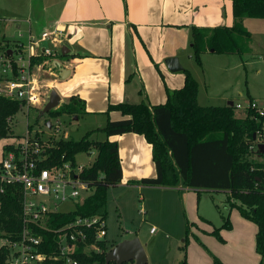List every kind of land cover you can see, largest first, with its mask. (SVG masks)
I'll list each match as a JSON object with an SVG mask.
<instances>
[{
    "label": "trees",
    "instance_id": "obj_1",
    "mask_svg": "<svg viewBox=\"0 0 264 264\" xmlns=\"http://www.w3.org/2000/svg\"><path fill=\"white\" fill-rule=\"evenodd\" d=\"M232 16L238 22L244 18L264 19V0H229ZM192 56L199 65L202 51L216 54H240L235 35L247 37L249 33L239 24L214 28L191 26ZM3 47H13L10 41L1 39ZM47 57L32 59L39 64ZM182 87L167 90L163 104L148 105L143 99L138 103L109 104L105 114L118 111L124 118L106 120L99 130L105 135L103 141L89 140L87 133L79 141L58 140L47 146L46 152L54 162L61 160L75 164L79 153H94L89 166H84L80 178L88 183L91 194L74 211L54 214L49 218L50 228H60L77 217H99L105 220L107 191L120 183L122 169L118 146L109 137L134 133L144 137L151 148V158L156 169L152 178L137 182L142 186H182L195 190L227 192V202L240 215L256 225L255 251L264 257V149L257 150L261 159L246 161L252 136L259 127L256 114L250 110L244 117H236L233 105L201 106L197 102L198 85L188 71ZM141 95V92H139ZM250 101V100H249ZM21 102L0 96V138L10 135L8 119L18 113ZM84 104L76 96H70L57 108L50 110L49 119L63 114H84ZM30 125L27 129L30 130ZM37 137L39 135L35 133ZM8 149V148H7ZM6 149V150H7ZM263 158V160H262ZM43 166H46L43 165ZM21 190L19 184L0 183V238L10 242L19 239L21 232ZM228 218L221 228L230 229ZM94 229H84L86 243L94 241L98 251L83 253V244L78 243L73 258L78 264H106L105 255L109 241L106 237L96 241ZM43 236L44 245L40 252L50 253L55 247V235L37 230ZM212 234L222 241L219 229ZM7 248L0 246V264H5ZM48 264H60V261ZM125 263V264H129ZM108 264H115L110 262ZM179 264H187L183 259ZM213 264H219L214 260Z\"/></svg>",
    "mask_w": 264,
    "mask_h": 264
},
{
    "label": "crops",
    "instance_id": "obj_2",
    "mask_svg": "<svg viewBox=\"0 0 264 264\" xmlns=\"http://www.w3.org/2000/svg\"><path fill=\"white\" fill-rule=\"evenodd\" d=\"M0 11V19H6V14L10 20L26 24L24 34L19 29L16 34L21 35L19 39L24 43L43 31L63 32L61 50L64 47L67 53L60 54L63 60H56L70 73L60 81L56 70L51 71L56 81L54 90L60 100L76 96L84 104V115L103 118L102 123L108 118H124L118 111L106 115L109 104L138 103L143 99L150 106L163 104L167 90L182 87L183 68L193 70L187 61L191 26L214 28L239 24L243 30L252 31L244 23L246 18L239 22L233 18L229 0H2ZM235 37L239 42L243 40V45H238L240 50L248 48V43L252 42L251 33L247 37ZM1 38H5L4 34ZM207 54L206 58H213L216 64L205 77L208 89L203 92L198 86V104H237L234 97H241L238 82L233 86H223V82L242 61L237 62L233 55H214L210 51ZM168 57H177L182 70L170 72L164 63ZM212 85L219 91L210 90L209 87L214 89ZM246 92L247 101L264 105V101L255 98L250 87ZM109 140L117 143L122 169V179L115 188L178 192L188 189L137 184L135 181L156 175L150 145L143 136L134 133L112 136ZM255 233L251 240L249 236L244 237L250 250L246 249L248 254L237 256L235 264H264V257L255 251Z\"/></svg>",
    "mask_w": 264,
    "mask_h": 264
},
{
    "label": "rangeland",
    "instance_id": "obj_3",
    "mask_svg": "<svg viewBox=\"0 0 264 264\" xmlns=\"http://www.w3.org/2000/svg\"><path fill=\"white\" fill-rule=\"evenodd\" d=\"M5 18L0 19V37L4 34V39H16L17 29L24 34L26 24L23 21L10 20L8 18L11 17L6 14ZM244 23L248 28H252V31L250 29L248 31L243 26L245 31L252 34V42L248 43V48L241 49L240 54H233L232 57H235L237 62L241 60L242 63L237 70L227 74L223 82V86H233L236 81L238 82L241 97L236 96L234 99L242 106L247 102V87H250L255 98L261 99L258 101H264V19L246 18ZM242 41L241 39L239 42L235 37L237 45H243ZM45 44L50 46L48 43ZM189 46L190 54L187 61L193 70L186 67L190 71L184 68L183 71H188L199 89L204 92L208 89L205 77L210 75L216 62L213 58L211 60L206 58L208 55L206 50L200 53L198 65L192 56L191 42ZM1 50L3 44L0 42V52ZM56 59L63 60L64 57L58 55ZM45 70L46 68L33 69L39 84L43 86V96L39 103L21 107L12 117L9 124L10 135L0 138V160L7 148L21 142L20 137L26 133L27 125L31 127L30 133H37L42 142L49 144L58 140L79 141L87 133H91L89 140H105V135L99 130L105 125V122L102 123L103 118L100 120L84 114L76 116L63 114L49 119L47 114L41 113L48 93L54 90L56 84L55 78L47 75ZM213 87L214 89L210 87L209 89L214 91L215 86ZM65 101L61 99L60 104ZM235 115L238 118L244 117L245 112L243 109H235ZM47 120H50L52 129L45 127ZM256 157L257 153L252 152L245 156V160L248 162L258 160ZM93 158L94 153L89 155L79 153L75 156V162L80 166H89ZM117 187L107 191L104 221L106 239L109 241L108 250L124 239L137 238L144 248L147 264H179L183 259L187 264H213L214 260L219 264H235L237 256L248 254L246 249L250 250L244 237L249 236L251 240L256 227L244 219L236 208L229 206L228 193L190 188L178 192ZM61 210L71 211L73 206L67 203L61 206ZM224 218H228L230 229L221 228ZM214 229H219L222 241L212 234ZM3 243H6L5 240L0 238V246L4 245Z\"/></svg>",
    "mask_w": 264,
    "mask_h": 264
},
{
    "label": "built area",
    "instance_id": "obj_4",
    "mask_svg": "<svg viewBox=\"0 0 264 264\" xmlns=\"http://www.w3.org/2000/svg\"><path fill=\"white\" fill-rule=\"evenodd\" d=\"M63 36L61 30L54 29L41 32L37 38L29 37L26 43L19 39L20 34L16 39L9 40L13 47L5 46L0 52V96L20 101L21 107L39 103L43 86L39 84L33 69L45 67L47 75L54 76L49 63L60 56ZM43 43L50 46H43ZM40 57L48 59L32 64V59ZM233 106L244 112L252 110L256 114L259 127L248 148L249 153H256L258 146L264 145V105L247 101L245 106L239 103ZM7 121L10 124L11 120ZM20 138L21 142L5 150L0 160V183L19 184L22 198L21 232L19 239L12 242L5 240L6 243H3L7 248L5 264H48L46 261L78 264L73 258L78 243L83 244L85 254L98 251L94 241L86 243L84 229L95 227L96 241L103 240L106 237L105 221L94 216L77 217L57 229L50 228L48 222L54 214L74 211L91 194L88 183L80 178L84 166L68 160L54 162L46 152L49 143L42 142L28 129ZM256 158L261 160L258 155ZM261 170L264 175V167ZM67 203L72 204L73 210H61V206ZM37 230L55 235V247L49 254L39 251L45 243Z\"/></svg>",
    "mask_w": 264,
    "mask_h": 264
},
{
    "label": "water",
    "instance_id": "obj_5",
    "mask_svg": "<svg viewBox=\"0 0 264 264\" xmlns=\"http://www.w3.org/2000/svg\"><path fill=\"white\" fill-rule=\"evenodd\" d=\"M10 54V51H7ZM67 53L66 49L63 47L61 50V55L65 56ZM167 69L170 72H176L182 70L177 57H168L164 60ZM49 67L52 70H56L57 77L60 81L65 80L70 71L62 66V63L57 60H52L49 63ZM60 97L55 90H50L47 96V100L41 110L42 114H47L50 110L57 108L60 104ZM228 105H232L229 103ZM50 120L45 122V127L50 129ZM254 139V135L252 136ZM258 149L260 152L264 149V145H259ZM113 262L115 264H125L128 262H133L134 264H147V258L144 252V248L137 238L124 239L116 243L112 248H110L105 255V263L108 264Z\"/></svg>",
    "mask_w": 264,
    "mask_h": 264
}]
</instances>
